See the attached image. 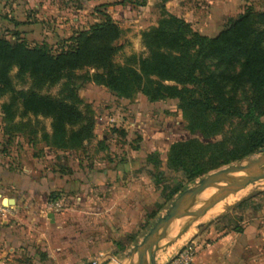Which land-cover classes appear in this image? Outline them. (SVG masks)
<instances>
[{
	"label": "trees",
	"instance_id": "16d2710c",
	"mask_svg": "<svg viewBox=\"0 0 264 264\" xmlns=\"http://www.w3.org/2000/svg\"><path fill=\"white\" fill-rule=\"evenodd\" d=\"M125 1L127 0H93L96 10L104 19L72 36L69 46L58 52H54L46 43L31 46L25 40L11 41L0 36V95L11 94L10 101L3 103L2 108L8 121H14L19 116L18 101H22L24 109L20 116L33 114L51 117V131H44L42 139L46 147L62 152L66 158L68 152L72 154L73 151L84 148L85 143L95 137V105L99 101L84 103L77 88L70 82L66 83L67 94L62 98L41 95L36 90H17L12 77L15 68L19 78L28 76L38 87L46 83L56 84L64 77H71L73 71L83 67L96 68V71L88 76L87 82L92 83L101 95L112 96L117 106L121 104L130 110V116H134L144 105L154 106L164 101H177V108L182 109L187 117L185 127L194 137L170 142L164 159L158 151L149 153L147 157L156 169V195L169 201L182 190L184 182H180L173 189L165 183L164 172L161 170L164 161L168 167L175 171H184L189 179H195L222 164L240 159L264 147V12H255L249 7L237 17H231L225 28L216 36L192 31L190 23L184 18L168 13L157 26L143 34L149 50L148 55L131 57V61L135 60L136 64H117L114 61L117 52L114 42L121 36L122 29L102 7L122 6ZM238 57L242 61L241 69L231 77L237 87L243 82L250 84L253 97L246 116L252 117L260 126L250 134H240V138L237 137L234 143L235 147L229 149L225 141L204 142L198 134L207 139L219 135L230 118L241 115L236 104V95L232 94L226 98L222 95L224 86L219 87L216 89L219 98L215 104L212 92L205 91L203 98L197 97L193 93L189 94L187 87L166 84L165 81H175L183 85L195 83L198 81L197 72L205 59L232 63ZM139 92L143 94L145 102L143 105L141 103V107L134 100ZM213 112L215 117L210 115ZM122 132L127 137L128 132ZM142 139V136L137 134L132 141L133 146H144L140 144ZM103 146L109 150L113 162L123 161L126 150L121 144L108 139ZM41 155H44L43 150L37 156L35 154V157ZM119 155L121 160L117 159ZM67 159L71 174L81 181L77 191L89 187L94 177L104 173L93 168L89 160L77 161L68 155ZM39 169L45 173L41 165ZM74 193L75 190L70 194L53 191L48 200H62L63 205L68 206ZM250 200L251 197L242 200L232 210L243 207ZM153 215L150 213L149 218ZM228 215L229 213L224 216ZM0 230L3 239L18 242V247L28 252L30 264L44 263L47 252L46 248H43L44 241H29L21 236L11 237L10 234L13 233L5 224H0ZM132 239L135 240V236H132Z\"/></svg>",
	"mask_w": 264,
	"mask_h": 264
},
{
	"label": "rangeland",
	"instance_id": "374dc122",
	"mask_svg": "<svg viewBox=\"0 0 264 264\" xmlns=\"http://www.w3.org/2000/svg\"><path fill=\"white\" fill-rule=\"evenodd\" d=\"M34 1L37 6L27 5L22 7V9L14 10L10 8L8 11L0 8L1 37H5L11 41H17L18 39L25 40L31 46L46 43L54 52H58L60 49L69 46L72 36H76L82 30H86L104 19L103 15L96 10L93 0L90 2L84 0ZM249 7H252L255 12H264V0H127L122 6L102 7V10L111 14L122 29L121 36L114 42V46L117 48L114 56L115 63L125 64L130 62L136 64L135 60L131 61V57L134 55L137 58L145 57L149 53L143 38L144 32L157 26L159 21L167 16L168 13L184 18L190 23L192 31L216 36L225 28L231 17H237ZM212 23L214 27H208ZM241 63L240 57L232 63H220L214 59L207 58L202 62L201 68L197 72V82L183 85L175 81H165L166 84L178 85L181 88L187 87L190 90L189 94L193 93L197 97L203 98L205 91L212 92L215 104L219 98V95L216 93V89L219 87L224 86L222 95L226 98L232 94L236 95L238 102L236 104L241 115L230 118L223 132L219 135L207 139L198 134L204 142L225 141L228 144V148L233 149L237 137L240 138V134H250L260 126L252 117L246 116L250 110L251 99L253 97L250 84L243 82L237 87L231 77L240 71ZM95 71L96 68L83 67L73 71L71 77L67 76L56 84L51 85L46 83L41 87H38V84L35 85L34 80L28 76H25L23 79L19 78L16 74V68L12 72V77L17 90H36L41 95L55 98L66 96V83H72L77 88L84 103L99 101L95 105V114L96 121H99L101 117L103 118V123L100 124L99 128L100 131H98L100 136L102 137L103 133L111 134L115 142L119 145L121 144L124 148L125 146L129 147L133 145L131 141L135 140L137 134L142 135L143 139L141 142L146 148L161 150H166L168 144L172 141L194 137L185 127L187 117L182 109L177 108V101H164L154 106L144 105L134 116H130V110L121 104L117 106L115 101L112 100V96L101 95L93 87L92 83L87 82L88 76ZM10 99V93L0 95V155H2L1 157L5 164H7L5 169L6 177L12 184H15L19 180V171H34L39 165H51V162L45 158L46 156L41 155L35 158L34 156L35 154L37 156L42 150L45 151L47 145L43 141L42 135L44 131H51L53 119L44 115L35 116L33 114L20 116V113L22 114L24 109L22 101H18L19 116L14 121H8L2 104L9 102ZM134 100L138 102L140 107L145 103L141 92L136 94ZM164 109L167 110L165 111ZM103 110H106V112H103ZM210 115L211 117H215L216 114L213 112ZM109 118H115L116 121L114 123L109 121L108 123ZM122 131L129 132L131 139H127ZM262 154H264V147L240 159L222 164L216 169L236 163L244 158H254ZM216 169L210 170L208 173ZM161 170L164 172L163 179L165 183L171 189L175 188L180 182H184L180 192L195 185L205 175L189 179L186 172L175 171L173 168L168 167L166 163L163 164ZM259 177L260 184L255 182L230 198H228L229 193V195L227 194L222 199L219 196L217 204L214 207L222 202V200H226L225 198L227 197L228 199L223 203L225 205L217 208L212 215L206 213V216H202L191 225L187 230L188 232L184 233L185 235L183 234L175 243L168 246L165 251H160L158 253L159 263H163L174 257L181 248L189 244L200 234H204L210 228L209 222L217 219L244 199L251 197L248 204L232 211L230 221L229 218L227 220L224 219V221L234 226L236 221L246 223L260 213L259 220L264 225V184L262 183L264 182V173ZM224 184L226 182L222 181L218 184L221 187L217 191L201 196L200 199L203 200L201 201L203 203H197L199 199L192 203L179 217L181 219L174 226L175 228L171 232V237H176L180 229L189 221L191 215L200 206L206 205ZM15 187L17 188V186ZM173 199L168 201L162 197L158 201V204L152 208L154 215L149 218L146 225L139 231L140 237L138 243L145 239L156 219L166 212ZM146 244L147 242L139 244L135 248L130 246L129 248H124L122 251L116 250L115 257H106L100 263L96 260L97 264H122L127 252L131 248L133 249L127 254V260H130L132 252L135 249L144 248ZM5 254L15 259L13 263L11 262L12 264H30L27 261V255L22 251L10 250L5 252Z\"/></svg>",
	"mask_w": 264,
	"mask_h": 264
},
{
	"label": "crops",
	"instance_id": "0c3cea01",
	"mask_svg": "<svg viewBox=\"0 0 264 264\" xmlns=\"http://www.w3.org/2000/svg\"><path fill=\"white\" fill-rule=\"evenodd\" d=\"M27 5L37 6L34 0H0V8L5 11ZM208 27L213 28V23ZM109 121L114 123L116 119L109 118ZM101 123L102 117L96 121L95 137L84 148L72 154L68 152L66 158L62 152L45 147L44 156L51 162L50 166L41 165L45 173L39 166L34 171H19L15 184L6 177L7 164L0 155V201L8 199L17 209L9 219H0V224L10 227L11 237L44 241L47 252L43 264H93L96 260L100 263L106 257H115L116 250L135 246L152 208L163 197L156 195V169L147 157L158 151L164 159L168 148L125 146L123 161L113 162L103 143L114 138L106 133L100 136ZM126 138L131 139L129 132ZM67 155L77 161L89 160L93 168L104 173L94 177L92 185L77 191L81 181L71 174ZM74 190L73 200L60 212L47 215L40 212L41 205L49 202L51 192L70 194ZM232 208L209 222L210 228L190 242L196 249L192 264H264V225L260 223V213L246 223L236 221L232 226L224 221L231 220ZM1 235L0 230V264L14 262L13 257L5 254L10 250L24 252L29 262L28 252L19 248L17 241L13 243ZM142 249H135L132 255L140 253L141 256Z\"/></svg>",
	"mask_w": 264,
	"mask_h": 264
},
{
	"label": "water",
	"instance_id": "95a60500",
	"mask_svg": "<svg viewBox=\"0 0 264 264\" xmlns=\"http://www.w3.org/2000/svg\"><path fill=\"white\" fill-rule=\"evenodd\" d=\"M263 173L264 154L254 158H244L236 163L216 169L201 177L195 185L184 189L173 199L166 212L156 219L145 239L133 246V248H135L139 244L147 242V248L141 258V264H160L158 253L160 251H165L168 246L175 243L195 221L199 220L212 209L215 204H217V198L219 196L221 199L224 198L229 193V189L233 185L235 179L239 176L259 177ZM220 181H224L226 184L222 185V188L206 205L200 206L191 215L189 221L180 229L176 237H171V226L175 219L179 218L192 203ZM6 201L9 202L8 199H6ZM129 252H127V254ZM126 256L122 264H131Z\"/></svg>",
	"mask_w": 264,
	"mask_h": 264
},
{
	"label": "built area",
	"instance_id": "2783aa9c",
	"mask_svg": "<svg viewBox=\"0 0 264 264\" xmlns=\"http://www.w3.org/2000/svg\"><path fill=\"white\" fill-rule=\"evenodd\" d=\"M63 208L64 205L61 201H49L44 205H41L40 212L47 215L50 212H60ZM16 211V207L11 205L8 201H0V219H9L16 213ZM195 255V245L189 243L181 248L174 257L160 264H192ZM94 264H97V262L95 261Z\"/></svg>",
	"mask_w": 264,
	"mask_h": 264
},
{
	"label": "bare ground",
	"instance_id": "6f19581e",
	"mask_svg": "<svg viewBox=\"0 0 264 264\" xmlns=\"http://www.w3.org/2000/svg\"><path fill=\"white\" fill-rule=\"evenodd\" d=\"M224 182V181H223ZM257 182V184H260L259 182L260 181V177H255V176H239L237 179H235L233 185L231 186V188L229 189V196L228 198H230L231 196H234L236 194H238L240 191L246 189L248 186H250L251 184ZM221 183V181L219 182ZM215 184L210 190H208L205 194L203 195H206V194H212L214 191H217L221 186H219L218 184ZM264 184V182H262ZM241 194V193H240ZM202 195V196H203ZM209 196V195H208ZM212 197V196H211ZM204 198V197H203ZM227 197L225 198L226 200L228 199ZM199 199V200H198ZM198 202L197 203H200L201 201H203L202 199L198 198ZM207 199V198H206ZM226 200H222V202H220L216 207H213L209 212H207L209 215H212L216 210L217 208H219L220 206H223L226 202ZM208 201V199H207ZM225 201V202H224ZM203 203V202H201ZM206 216V215H205ZM181 218H176L175 221L173 222L172 226H171V232L172 230L175 228L174 226H176L178 223V221L180 220ZM188 232V231H187ZM185 235V234H184ZM146 248H147V244L146 246L142 249V253H141V256H140V253H136L134 255H132V257L130 258V260H128L131 264H141V258L143 256V254L145 253L146 251ZM140 257V258H139Z\"/></svg>",
	"mask_w": 264,
	"mask_h": 264
}]
</instances>
